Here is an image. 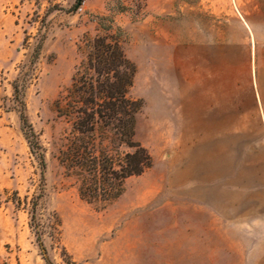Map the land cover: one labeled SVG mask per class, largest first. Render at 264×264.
<instances>
[{"label":"rangeland","instance_id":"rangeland-1","mask_svg":"<svg viewBox=\"0 0 264 264\" xmlns=\"http://www.w3.org/2000/svg\"><path fill=\"white\" fill-rule=\"evenodd\" d=\"M119 2L129 9L115 19L125 32V52L137 65L129 95L144 100L135 137L153 165L127 178L114 200L90 203L79 193L80 171L65 160L72 127L57 102L65 104L85 45L99 32L98 17L115 13ZM175 4L187 6L196 37L218 34L232 18L248 24L257 47L249 79L262 88L258 116L252 108L243 118L183 117L178 91L185 72L179 61L168 68L162 63L148 0H4L8 33L0 41L12 49L0 69V264H46L37 232L52 264H264V0ZM238 61L235 80L245 85ZM18 78L27 84L22 98L44 168L15 109ZM245 90L238 93L243 106ZM214 121L227 133H188L195 122L204 127ZM117 150L123 156L130 148ZM198 159L219 198L195 199L174 182L193 173Z\"/></svg>","mask_w":264,"mask_h":264},{"label":"trees","instance_id":"trees-1","mask_svg":"<svg viewBox=\"0 0 264 264\" xmlns=\"http://www.w3.org/2000/svg\"><path fill=\"white\" fill-rule=\"evenodd\" d=\"M128 9L119 2L115 13L98 17L99 32L85 45V57L72 77L64 96L65 104L57 102L59 114L65 116L72 127L65 160L68 166L80 171L79 193L90 203L114 200L122 194L127 178L142 175L153 165L149 150L135 137L137 114L144 100L129 95L137 65L125 52V32L115 19ZM40 50L38 46L32 63L38 59ZM13 88L19 106L15 109L25 136L44 168L42 146L22 98L27 84L18 78ZM121 145L130 148L123 156L117 150ZM37 239L46 264H52L38 232Z\"/></svg>","mask_w":264,"mask_h":264},{"label":"crops","instance_id":"crops-1","mask_svg":"<svg viewBox=\"0 0 264 264\" xmlns=\"http://www.w3.org/2000/svg\"><path fill=\"white\" fill-rule=\"evenodd\" d=\"M3 2L0 0V40L6 39L8 33L3 26ZM147 9L154 13L156 20V40L160 41L157 47H162V63L168 68L174 61H179L185 72L178 91L184 118L204 121L243 118L244 112L253 109L258 116L262 88L258 84L257 88L254 87L249 79L256 66L257 47L254 48L248 36L250 28L245 21L232 18V25L219 28L218 34L203 33L196 37L193 17L189 16L187 6L176 5L175 0H162L160 5L148 0ZM11 49L6 43L1 45L0 41V69L5 65L3 54L7 55ZM238 59H242L248 78L245 85L235 80ZM245 87L247 103L243 106L238 93H242ZM199 124L195 122L192 127L195 130H188V133H227L219 129L221 125L216 121L204 127ZM194 167L193 173L174 178L178 188L186 190L195 199L219 198L220 194H212V191L220 193V189L210 187L212 178L203 174L202 160L198 159ZM214 181H220V178H214Z\"/></svg>","mask_w":264,"mask_h":264}]
</instances>
